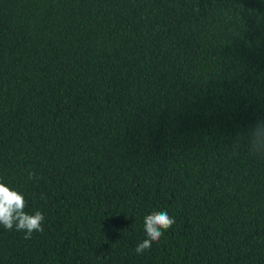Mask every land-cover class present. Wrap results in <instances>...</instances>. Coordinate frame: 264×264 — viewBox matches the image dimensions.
Listing matches in <instances>:
<instances>
[{
  "label": "trees",
  "instance_id": "trees-1",
  "mask_svg": "<svg viewBox=\"0 0 264 264\" xmlns=\"http://www.w3.org/2000/svg\"><path fill=\"white\" fill-rule=\"evenodd\" d=\"M258 121L264 0H0V264H264Z\"/></svg>",
  "mask_w": 264,
  "mask_h": 264
},
{
  "label": "clouds",
  "instance_id": "clouds-1",
  "mask_svg": "<svg viewBox=\"0 0 264 264\" xmlns=\"http://www.w3.org/2000/svg\"><path fill=\"white\" fill-rule=\"evenodd\" d=\"M248 153L257 159L264 160V121H258L245 137ZM240 141H237L234 153L239 154ZM34 172L29 178H35ZM0 177V225L8 230L15 229L26 233L25 239H30L33 232L44 231L45 216L36 211L29 214L25 211L28 201L22 192L14 190L2 182ZM144 231L147 238L136 246V252L142 254L150 250L153 242H159L165 232L175 224L174 217L167 211H154L144 217Z\"/></svg>",
  "mask_w": 264,
  "mask_h": 264
}]
</instances>
